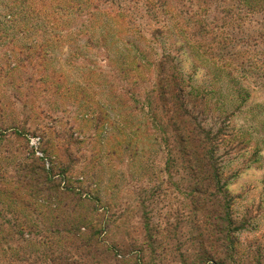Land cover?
<instances>
[{
  "label": "rangeland",
  "instance_id": "rangeland-1",
  "mask_svg": "<svg viewBox=\"0 0 264 264\" xmlns=\"http://www.w3.org/2000/svg\"><path fill=\"white\" fill-rule=\"evenodd\" d=\"M78 1L0 0V264H264V0ZM162 75L213 139L198 206Z\"/></svg>",
  "mask_w": 264,
  "mask_h": 264
},
{
  "label": "trees",
  "instance_id": "trees-1",
  "mask_svg": "<svg viewBox=\"0 0 264 264\" xmlns=\"http://www.w3.org/2000/svg\"><path fill=\"white\" fill-rule=\"evenodd\" d=\"M72 1L73 0H67V2L70 4L72 3ZM82 1L83 4L81 5V7L83 6L84 8L87 6V4H92L94 0H80L78 1L79 5ZM148 2L153 6H156L160 1L148 0ZM235 2L238 6L239 4H249L251 3V0H235ZM75 5L78 6V4ZM69 8H73V6H69L68 9ZM158 9L160 10V12H166V10L162 9L161 5L158 6ZM107 28L109 31L110 27L107 26ZM156 33H158V31ZM167 58L168 56L163 57L157 63L159 69L163 70V65L165 64V59ZM157 86L160 87V91L162 92V94H168L170 99L173 101L171 112L173 114L172 119L176 120L175 125H179V123L181 122L184 123V121L189 124L187 127L178 126L177 141L180 147V149L178 150L180 161L187 164L188 170L192 173L194 179L195 186L193 188L194 197L192 198V205L194 204V206H198L203 198L209 199L210 195L216 196L220 194L223 196L224 191L223 186L220 182V173L218 171V168L215 167L216 161L214 159V150L212 147L213 139L209 138L208 132L204 134V131L201 129L200 124L198 125L194 122V117L192 118L191 116L192 109H188V104L184 99V90L181 82L174 78L170 83H168L167 76L162 75L160 81L157 83ZM188 129L189 132L187 131ZM187 132L194 135V137L190 138L189 136H186ZM198 134H203V137H199ZM49 182L53 181L49 180ZM203 186H205V188H203ZM210 187L212 190L216 191L214 194L208 192V189ZM206 254L207 251H203L202 257L204 256V258L200 263L214 264L215 259H212L213 257L210 256V254ZM20 261V259H16L15 261L9 260L8 264H23ZM189 264L199 263L192 262ZM221 264L225 263L222 262Z\"/></svg>",
  "mask_w": 264,
  "mask_h": 264
},
{
  "label": "built area",
  "instance_id": "built-area-1",
  "mask_svg": "<svg viewBox=\"0 0 264 264\" xmlns=\"http://www.w3.org/2000/svg\"><path fill=\"white\" fill-rule=\"evenodd\" d=\"M31 145H34V141H31Z\"/></svg>",
  "mask_w": 264,
  "mask_h": 264
}]
</instances>
